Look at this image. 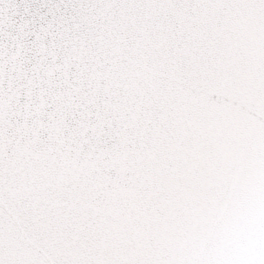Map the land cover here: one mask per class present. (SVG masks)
<instances>
[{"label": "snow or ice", "instance_id": "1", "mask_svg": "<svg viewBox=\"0 0 264 264\" xmlns=\"http://www.w3.org/2000/svg\"><path fill=\"white\" fill-rule=\"evenodd\" d=\"M0 264H264V0H0Z\"/></svg>", "mask_w": 264, "mask_h": 264}]
</instances>
